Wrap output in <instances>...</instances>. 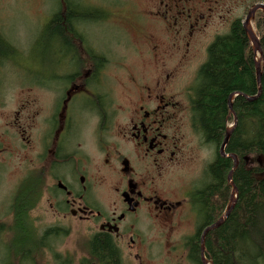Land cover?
I'll use <instances>...</instances> for the list:
<instances>
[{
  "label": "flooded vegetation",
  "instance_id": "obj_1",
  "mask_svg": "<svg viewBox=\"0 0 264 264\" xmlns=\"http://www.w3.org/2000/svg\"><path fill=\"white\" fill-rule=\"evenodd\" d=\"M67 2L56 0V10L61 6L58 20H62L64 32H50L56 16L48 17L43 27L48 39L43 63H39L40 70H35V59L30 58L26 69L27 103L38 90L53 95L51 104L39 115L38 133L29 117L26 128H19L17 139L26 142L29 151L39 144L43 174L57 193L47 194L51 208L59 217L71 216L78 221V239L66 247L69 258L59 253L52 264H155L157 257L150 255L153 245L145 238L143 225H166L164 233L168 235L166 229L172 231L173 225L178 224L180 212H192L193 181L188 180L181 188L168 187V177L175 174L177 178L187 164L196 162L197 151L206 147L193 123L198 73L197 78L186 79L187 64L180 71L178 58L192 61L191 52L198 46V37L209 26L230 17L238 0H148L146 9L132 3L116 5L111 1L96 6L76 0V13L87 10L85 17H75L72 30L65 24L69 20ZM128 12L142 36L148 25L151 33L161 30L166 40L170 39L176 48V62L171 71L162 72L149 86L139 80L126 82L132 91L130 105L120 106L108 72L114 62L113 44L123 50L133 47L143 61V56L150 61L160 55L154 35L145 39L147 48L127 39L129 34L123 28L126 24H120L118 19H124L122 14ZM113 19L125 36L107 44L111 49L108 50L106 43L100 45L96 31L99 25L114 23ZM153 24L156 32L152 31ZM127 57L119 56L117 69ZM17 61V48L0 27V69L5 63L16 66ZM82 112L90 122L89 141L76 124V117ZM27 132H34L35 139L24 138ZM73 137L77 140L71 147ZM2 147L0 136V164ZM98 177L105 180L104 194L96 191ZM52 246L32 254L30 262L39 259L46 264L50 258L46 253L53 252ZM184 259L192 264L186 248Z\"/></svg>",
  "mask_w": 264,
  "mask_h": 264
},
{
  "label": "rangeland",
  "instance_id": "obj_2",
  "mask_svg": "<svg viewBox=\"0 0 264 264\" xmlns=\"http://www.w3.org/2000/svg\"><path fill=\"white\" fill-rule=\"evenodd\" d=\"M89 3L96 6H105L111 4L114 1L116 5H127L132 3L139 9H146L148 7V0H86ZM258 3L264 4V0H238V3L234 5L233 14L228 17L224 22H217L214 25L208 27L207 31L198 37V46L192 48L191 59L185 60L183 56L178 58L180 65V71L182 67L187 64L185 69V78L192 80L197 78V73L201 67L206 63L208 58V49L211 44L219 36H225L230 33L232 24L237 20H245L247 14ZM126 7V6H125ZM56 0H0V27L4 36L13 43L18 51V65H12L11 63H5L0 69V81L2 86L0 87V136L4 147L2 154V161L0 164V224L6 223L12 224V214L10 207L17 193L20 185L29 177L39 176L42 182V198L30 214V220L33 227L37 230L39 235H43L47 229L58 228L61 232L68 233V236L48 244L49 248L53 249V252L46 253V257L50 254L49 261L46 264H52L54 260H57L59 253L69 258L67 248L71 245L72 241L78 239V224L77 220L67 216L66 219L62 216H57L54 209L51 208V204L48 200L50 195L56 196V191L51 188V183L47 180V177L43 174V152L38 148V145L31 151L26 149V142H17L19 138V129L21 126L26 128L27 119L31 117L33 124L36 125L35 133H38L39 122L41 121L40 114L46 111L47 107L51 104V98L44 94L42 91L35 90L34 95L28 104L27 87V71L26 69L30 65V58L35 59V70H40V64L43 63L45 52V39L43 27L45 20L49 17L55 16L58 11L56 10ZM263 13V11H261ZM124 19H118V22L125 23L124 29L130 35H126L128 40L137 42L141 48L146 47L145 39L156 36L157 42L160 48V55L154 56L150 61L144 57V61L133 51L123 50L122 47L118 48V45L114 43L116 39H121L123 30L114 23L99 25L97 28V34L99 37L100 45L113 44L114 62L108 68L109 77L111 83L115 89V100L118 101L120 106L130 105L129 100L132 96L130 92V86H126L125 83H134V80H139L144 85H151L155 83L158 76L162 72L171 71L173 65L176 62V48L170 43V39L166 40L161 30L158 33H151L149 26L144 29L146 35H141L135 28V20L130 12L122 14ZM254 20V19H253ZM253 20L250 22L253 29ZM156 25L153 24V32H156ZM253 46V45H252ZM147 48V47H146ZM108 49V50H111ZM135 50V49H134ZM256 62L260 61V53H255ZM181 55V54H180ZM119 56H128L126 61H122V67L117 69L120 63ZM179 57V54H178ZM39 66V67H38ZM263 66V61H262ZM197 84V83H196ZM195 84V85H196ZM116 86V88H115ZM24 90V91H22ZM55 95V94H54ZM82 102H79V104ZM33 115L31 116V113ZM90 117V116H89ZM76 124L80 132L85 135L89 141V125L90 122L86 118V113H78L76 117ZM232 125L228 126L231 128ZM40 131V130H39ZM18 133V134H17ZM34 132H27L24 138L31 137L35 139ZM30 134V136H29ZM82 136H80L81 138ZM79 138V139H80ZM77 138L73 137L70 146L72 147L76 143ZM198 159L196 162H191L186 167L179 171V176L176 178L175 174L168 177V187L178 185V188L184 187L188 180L193 181L196 188H201L204 182L207 181L205 177V171L209 164L215 159L216 148L214 146L206 145V147L197 151ZM251 166H257V160H251ZM35 169V170H33ZM184 189V188H183ZM182 189V190H183ZM98 193H105L107 186L105 180L102 177L97 179ZM183 197V196H180ZM237 194H234L233 199L236 201ZM192 212L185 213L180 212V220L177 225H173V230L169 228L168 235L164 233L166 225L160 227L152 225L147 222L143 225L145 231V238L150 242L153 248H149L150 255L157 257L155 264H187L185 261V240L196 233L199 225L198 216ZM68 219V220H67ZM67 220V221H66ZM64 224V226H62ZM61 225V226H60ZM0 264H27L22 263L19 259L12 257L11 254L5 249L9 246L11 239L10 235L4 233L0 235ZM172 242V245L171 243ZM170 245L172 248H169ZM50 249V250H52ZM173 250V252H171ZM63 257V256H62ZM63 260V259H62ZM65 260V259H64ZM67 260V259H66ZM28 264H43L41 260L36 259L35 262Z\"/></svg>",
  "mask_w": 264,
  "mask_h": 264
},
{
  "label": "trees",
  "instance_id": "obj_3",
  "mask_svg": "<svg viewBox=\"0 0 264 264\" xmlns=\"http://www.w3.org/2000/svg\"><path fill=\"white\" fill-rule=\"evenodd\" d=\"M66 1L69 20L65 24L72 30L75 17H85L87 9H83L82 14L76 13V0ZM55 16L52 30H48L64 32L62 20H58L60 11ZM253 29L263 55L262 94L255 101L246 98L257 97L259 86L257 55L242 20L235 21L228 35L217 37L210 45L207 61L199 70L194 88V128L205 145L216 148V154L205 171L207 181L191 195L199 225L196 233L185 240L184 247L189 251L192 264H203L202 233L222 217L233 198L229 175L234 161L222 157L220 148L228 126H233L236 121L226 153L238 158L233 173L237 199L227 220L207 234L205 258L212 264H264V12L256 13ZM44 39L46 45L48 39ZM231 96H235L233 113L229 107ZM250 159L257 160V166H251ZM35 175L26 179L14 196L10 207L12 224H0V235L7 233L11 239L5 249L12 257L27 264L32 254L57 238L68 236L56 227L39 235L33 227L30 212L35 210L43 196L41 178Z\"/></svg>",
  "mask_w": 264,
  "mask_h": 264
},
{
  "label": "water",
  "instance_id": "obj_4",
  "mask_svg": "<svg viewBox=\"0 0 264 264\" xmlns=\"http://www.w3.org/2000/svg\"><path fill=\"white\" fill-rule=\"evenodd\" d=\"M258 11H263L264 12V4L255 5L254 8L247 14L245 20L243 21V26H244V28L246 30V33H247V35H248V37H249V39H250V41H251V43L253 45V49H254L255 53H258V52L260 53V58H261L260 61H257V63H256V72H257L259 93H258L257 97H246L245 96L249 101H255L262 94L261 80H262L263 55H262V51H261V48H260L259 40H258L255 32L253 30H252V32H249L247 30V26L250 24V22H252V20L254 19L255 15H256V13ZM234 99H235V96H231L230 99H229V107H230L231 113H233V102H234ZM236 122L231 128L227 129L226 136H225L224 141H223V143L221 145V148H220V154H221L222 157L230 158V159H232L234 161L233 171L229 175V183L233 187L232 196H234V194H237V188H236V186L234 185V182H233V173H234V171L236 170V168L238 166V158L236 156H234V155L227 154L226 153V148H227V146L229 144L231 134H232V132H233L235 126H236ZM236 199H237V197H236ZM234 206H235V201L232 198L230 203H229V205H228V208H227L226 212L222 215V217L215 224H213L211 227H208L202 233V236H201V255H202V263L203 264H212L205 258V238H206L207 234L210 231L219 228L227 220V218L230 215V213L232 212Z\"/></svg>",
  "mask_w": 264,
  "mask_h": 264
},
{
  "label": "bare ground",
  "instance_id": "obj_5",
  "mask_svg": "<svg viewBox=\"0 0 264 264\" xmlns=\"http://www.w3.org/2000/svg\"><path fill=\"white\" fill-rule=\"evenodd\" d=\"M247 30H248L249 32H252V26H251V24H249V25L247 26Z\"/></svg>",
  "mask_w": 264,
  "mask_h": 264
}]
</instances>
